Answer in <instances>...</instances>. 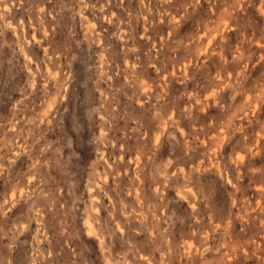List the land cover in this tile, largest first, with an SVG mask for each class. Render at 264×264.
Segmentation results:
<instances>
[{"label": "rangeland", "instance_id": "1", "mask_svg": "<svg viewBox=\"0 0 264 264\" xmlns=\"http://www.w3.org/2000/svg\"><path fill=\"white\" fill-rule=\"evenodd\" d=\"M0 264H264V0H0Z\"/></svg>", "mask_w": 264, "mask_h": 264}]
</instances>
